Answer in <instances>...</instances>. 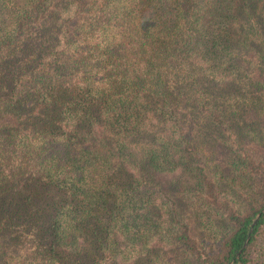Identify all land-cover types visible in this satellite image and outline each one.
Masks as SVG:
<instances>
[{
	"label": "trees",
	"instance_id": "trees-1",
	"mask_svg": "<svg viewBox=\"0 0 264 264\" xmlns=\"http://www.w3.org/2000/svg\"><path fill=\"white\" fill-rule=\"evenodd\" d=\"M248 101L264 0H0V264H264Z\"/></svg>",
	"mask_w": 264,
	"mask_h": 264
},
{
	"label": "rangeland",
	"instance_id": "rangeland-1",
	"mask_svg": "<svg viewBox=\"0 0 264 264\" xmlns=\"http://www.w3.org/2000/svg\"><path fill=\"white\" fill-rule=\"evenodd\" d=\"M37 45V44H36ZM250 106L247 108V112L244 115L246 128L241 129L242 139L254 151L260 152L264 157V116L258 115L254 112V109L259 110L260 108L248 101ZM219 159L226 154H217Z\"/></svg>",
	"mask_w": 264,
	"mask_h": 264
},
{
	"label": "water",
	"instance_id": "water-1",
	"mask_svg": "<svg viewBox=\"0 0 264 264\" xmlns=\"http://www.w3.org/2000/svg\"><path fill=\"white\" fill-rule=\"evenodd\" d=\"M257 216H259V214H258ZM247 241H248V240H246V242L244 243L243 247H245V246L247 245Z\"/></svg>",
	"mask_w": 264,
	"mask_h": 264
}]
</instances>
